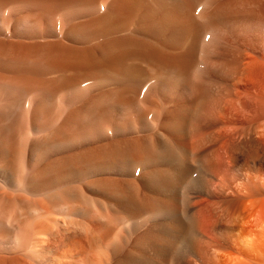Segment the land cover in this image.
Segmentation results:
<instances>
[{
	"label": "bare ground",
	"instance_id": "bare-ground-1",
	"mask_svg": "<svg viewBox=\"0 0 264 264\" xmlns=\"http://www.w3.org/2000/svg\"><path fill=\"white\" fill-rule=\"evenodd\" d=\"M0 264H264V0H0Z\"/></svg>",
	"mask_w": 264,
	"mask_h": 264
}]
</instances>
